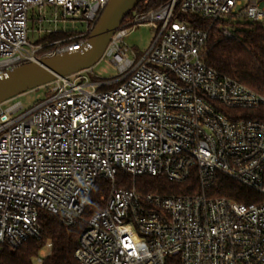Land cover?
<instances>
[{
	"label": "built area",
	"instance_id": "obj_1",
	"mask_svg": "<svg viewBox=\"0 0 264 264\" xmlns=\"http://www.w3.org/2000/svg\"><path fill=\"white\" fill-rule=\"evenodd\" d=\"M109 1L0 0V76L86 48ZM34 9L39 23L53 25L39 33L67 31L61 20L80 21L84 30L30 45ZM184 16L263 22L264 0H168L115 31L102 58L117 66L116 80L92 81L89 68L42 86L46 98L27 111L21 102L0 105V251L40 238L41 211L69 227L85 221L92 191L105 179L111 192L86 221L78 264H264V199L242 204L205 192L221 173L264 196V119L245 112L263 106L264 96L208 66V31ZM141 24L157 36L131 58L124 38ZM120 172L174 183L196 176L202 192L119 189Z\"/></svg>",
	"mask_w": 264,
	"mask_h": 264
},
{
	"label": "trees",
	"instance_id": "obj_2",
	"mask_svg": "<svg viewBox=\"0 0 264 264\" xmlns=\"http://www.w3.org/2000/svg\"><path fill=\"white\" fill-rule=\"evenodd\" d=\"M167 1L141 0L126 19L136 13L154 10ZM184 17L194 27L208 31L202 51L203 59L208 66L264 96V21L252 22L245 17L235 16L221 17L214 22L199 17ZM73 35L70 31L45 33V36L39 38L36 43L47 44ZM109 87L111 86L104 89ZM41 101L43 100L36 104ZM245 112H250L248 114L255 112L256 117L264 119V105ZM115 185L119 189L135 187L143 194L193 195L202 192L196 176H191L181 183H174L164 176L140 175L134 178L120 172ZM111 188L110 181L98 180L85 210V221H79L72 227L64 225L59 216L41 211L40 238H30L16 249L4 247L0 251V264H36L40 252L48 243L51 244V249L42 264H78L74 258V251L79 237L86 228V221L105 207ZM205 192L213 197H224L242 204L259 203L264 199L258 191L245 187L221 173L215 176Z\"/></svg>",
	"mask_w": 264,
	"mask_h": 264
},
{
	"label": "water",
	"instance_id": "obj_3",
	"mask_svg": "<svg viewBox=\"0 0 264 264\" xmlns=\"http://www.w3.org/2000/svg\"><path fill=\"white\" fill-rule=\"evenodd\" d=\"M140 1L110 0L91 31L86 48L26 63L0 76V105L40 88L59 76H69L92 68L102 59L115 31Z\"/></svg>",
	"mask_w": 264,
	"mask_h": 264
},
{
	"label": "rangeland",
	"instance_id": "obj_4",
	"mask_svg": "<svg viewBox=\"0 0 264 264\" xmlns=\"http://www.w3.org/2000/svg\"><path fill=\"white\" fill-rule=\"evenodd\" d=\"M38 9L31 11L29 16V32L27 36L28 43L30 45H35L39 38H43L46 32L39 33L38 29H48L52 27L47 22L39 23L37 20ZM47 15L51 14L49 8L46 9ZM60 30L64 29L72 32V34H77L84 30V25L77 20H67L60 21L58 24ZM158 30L148 25L141 24L133 28L128 35L124 38V44L130 49L129 55L131 58L134 54L137 57L144 55L152 46ZM29 48V46H27ZM134 53V54H133ZM88 77L92 81L104 82V81H114L119 77V70L115 64H113L109 57H103L97 64L91 68V72L87 73ZM47 90L45 87H40L29 92H26L20 96H17L2 104L3 108H9L13 104L21 102L23 105V110L27 111L30 107H33L38 101L44 100L46 98ZM48 249L44 248L40 252L39 258L44 259L48 255ZM38 264V261H36Z\"/></svg>",
	"mask_w": 264,
	"mask_h": 264
}]
</instances>
